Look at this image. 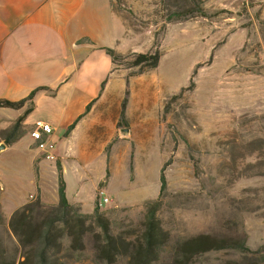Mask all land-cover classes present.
I'll return each instance as SVG.
<instances>
[{
    "label": "rangeland",
    "instance_id": "1",
    "mask_svg": "<svg viewBox=\"0 0 264 264\" xmlns=\"http://www.w3.org/2000/svg\"><path fill=\"white\" fill-rule=\"evenodd\" d=\"M195 1L201 10L191 0H115L123 17L108 18L118 50L108 90L74 131L52 132L54 161L21 124L13 132L18 118L0 135L19 137L0 151V259L17 264L29 250L9 227L17 209L57 205L58 164L67 200L82 213L99 202L127 239L158 201L168 239L155 264H172L174 244L199 234L244 239L255 253L212 251L191 264H264L255 260L264 246V0ZM156 50L155 69L131 67ZM191 79L193 89L171 100ZM37 120L45 118L30 116L28 131ZM100 191L113 203L103 204ZM68 254L63 248L56 262L95 264L89 241L84 262Z\"/></svg>",
    "mask_w": 264,
    "mask_h": 264
},
{
    "label": "crops",
    "instance_id": "2",
    "mask_svg": "<svg viewBox=\"0 0 264 264\" xmlns=\"http://www.w3.org/2000/svg\"><path fill=\"white\" fill-rule=\"evenodd\" d=\"M115 3L0 0V99L20 101L45 88L35 93L33 109L21 123L23 132H29L28 119L36 113L54 132L84 115L74 131L88 118L86 107L108 90L114 60L107 49L118 51L108 18L118 24L119 15L123 17ZM27 105L19 110L0 108V135Z\"/></svg>",
    "mask_w": 264,
    "mask_h": 264
},
{
    "label": "trees",
    "instance_id": "3",
    "mask_svg": "<svg viewBox=\"0 0 264 264\" xmlns=\"http://www.w3.org/2000/svg\"><path fill=\"white\" fill-rule=\"evenodd\" d=\"M191 1L195 2L191 10H201L198 7V1ZM182 13L186 16L187 11ZM199 16L205 17L206 15L200 13ZM107 52L114 60V51L107 49ZM211 58L212 56L210 61ZM159 59L160 54L156 50L153 53L137 54L130 64L131 67L138 69L139 74H142L155 69L158 66ZM193 87L194 83L191 79L190 85L181 89L178 95L172 96L171 100L181 96L185 91H191ZM43 89L45 88L39 87L33 90L28 97L20 101L0 99V108L5 109L19 110L28 103L22 115L18 117L13 132L32 111V99L35 93ZM93 102L86 107L85 114L90 110ZM125 104L126 99L123 100L121 105L123 110ZM83 116L78 117L69 127V131ZM18 138L12 136V138L6 139L4 144L8 146L10 143L17 141ZM56 169L57 205L47 206L37 200L17 209L10 218L9 227L11 232L23 248L29 249L17 264H62L57 263L56 260L58 254L65 247L66 251L69 252L67 256L74 258L77 263H82L86 260V243L88 241L92 245L91 259L95 264H115L120 259H125L126 264H155L158 261L168 239V234L159 225L156 217L158 201L147 208L144 219L140 224L139 233L135 237L127 239L126 233L122 231L115 233L111 229L110 222L105 217L106 211L101 209L98 202H95L92 213H82L78 206L69 203L66 198L61 167L57 164ZM159 181V194H161L166 184L162 174ZM35 247L37 250H35ZM224 250H234L243 256L255 253L245 245L244 239L217 238L199 234L174 244L172 264H191L195 257L212 251ZM256 253L258 258L255 260L258 263L264 262V246L260 247ZM0 264L16 263H7L0 259ZM231 264L244 263L232 262Z\"/></svg>",
    "mask_w": 264,
    "mask_h": 264
},
{
    "label": "built area",
    "instance_id": "4",
    "mask_svg": "<svg viewBox=\"0 0 264 264\" xmlns=\"http://www.w3.org/2000/svg\"><path fill=\"white\" fill-rule=\"evenodd\" d=\"M53 128L44 122L36 121L29 131L30 138L34 141L35 147L40 152L43 159L47 161H54L55 156L53 154L54 144L50 141L49 136L52 134ZM100 196H104L103 192H99ZM103 204H112L113 200L108 197H103ZM99 206L100 203L98 202Z\"/></svg>",
    "mask_w": 264,
    "mask_h": 264
},
{
    "label": "water",
    "instance_id": "5",
    "mask_svg": "<svg viewBox=\"0 0 264 264\" xmlns=\"http://www.w3.org/2000/svg\"><path fill=\"white\" fill-rule=\"evenodd\" d=\"M5 147L6 146L4 144L0 145V151L3 150V149H5Z\"/></svg>",
    "mask_w": 264,
    "mask_h": 264
}]
</instances>
